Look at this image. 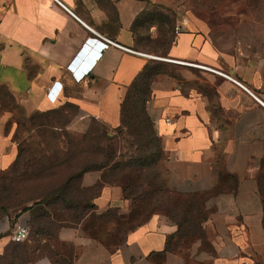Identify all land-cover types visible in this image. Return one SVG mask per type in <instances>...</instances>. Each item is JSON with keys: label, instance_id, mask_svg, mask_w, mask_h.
Returning <instances> with one entry per match:
<instances>
[{"label": "crops", "instance_id": "obj_1", "mask_svg": "<svg viewBox=\"0 0 264 264\" xmlns=\"http://www.w3.org/2000/svg\"><path fill=\"white\" fill-rule=\"evenodd\" d=\"M166 4L0 0V175L19 155L29 116L50 113L53 119L58 114L62 124L55 129L79 134L95 120L118 128L129 86L147 64L160 62L163 70L151 82L147 111L162 140L169 186L185 196H203V239L211 241L212 252L199 250L202 239L182 252L171 250L179 226L162 211L127 228L118 242L102 243L85 232L82 222L59 230V240L75 249V264H139L141 259L149 264H264V56L219 49L203 21L182 14L175 18L178 33L166 36L171 40L166 51L153 52L162 57L143 54L151 51L137 45L134 27H148L146 18ZM155 26H149L151 39L157 37ZM91 28L133 51L110 46L96 58L99 48L93 41L100 37ZM55 82L62 90L53 101L49 92ZM101 176L99 170L86 172L82 187L96 186ZM94 202L98 220L110 209L130 211L119 184L102 185ZM29 212L14 224L6 217L0 237H11L6 233L30 219Z\"/></svg>", "mask_w": 264, "mask_h": 264}, {"label": "rangeland", "instance_id": "obj_2", "mask_svg": "<svg viewBox=\"0 0 264 264\" xmlns=\"http://www.w3.org/2000/svg\"><path fill=\"white\" fill-rule=\"evenodd\" d=\"M165 1L167 4L163 5L164 9L153 10L154 15L162 14L154 20L157 37H153L151 41L144 40L138 43L145 51H151L147 53L153 54L152 51L166 48L165 40L168 34L164 36V31L172 30L176 34L175 18L182 14L203 21L207 32L219 49L230 53L244 50L252 55L264 56V0ZM153 29L149 26H140L137 29V36L151 37L154 34ZM155 39L158 42L162 41L160 48L155 47ZM39 123H46V126L38 127ZM61 123V120L54 121L52 118L33 115L28 117L22 129L23 158L27 167L53 163L54 153L58 155L60 161L64 160L67 156L64 151L69 145L72 151L81 148L87 152L94 151L95 155L89 159V162L104 161L109 165L105 170H99L102 172L99 185L97 184L96 188H88L86 197L89 202L85 212L79 208L80 206L71 211H64L62 217L64 220L57 221L62 225L59 230L77 226L82 222L87 234L98 236L102 243L109 244L112 241H121L127 228L140 224L153 211L172 210L175 204L173 198L177 197L170 196L165 189H162L167 187L168 179L164 152L156 163H145L146 151L137 147L138 144L135 143L133 136H130L126 130L122 132L120 129L96 122L89 130L87 139L82 141L83 138L76 135L79 133L70 131L71 137L67 138L64 136L66 131L54 128L53 125ZM32 127H37L35 132H30ZM149 147L154 149L153 140ZM114 164L115 168L112 167ZM30 173V170L26 169V172L22 170L18 174L9 172L8 175H0V223L4 222L6 217L15 221L34 202L32 195H35V190L42 184V180L35 179L36 177L26 182L18 180L21 176L28 178ZM105 183L119 184L122 190L124 184L129 185L125 191V196L128 198L124 193L123 196L130 201V211L120 214L117 209H110L99 216L98 220L95 215L97 205L94 199ZM29 213L31 220V212ZM83 213H86L85 217L89 216L81 218L80 214ZM182 213L179 214L181 219L191 222V213ZM31 226L29 237L22 243L13 241L10 236L3 239L0 237V264H75V249L69 243L59 240L58 234L50 236L37 233V230L33 229V224ZM210 236L208 234V237ZM197 241L198 236L191 238L189 243L192 245ZM199 250L212 252L211 241L202 239Z\"/></svg>", "mask_w": 264, "mask_h": 264}, {"label": "trees", "instance_id": "obj_3", "mask_svg": "<svg viewBox=\"0 0 264 264\" xmlns=\"http://www.w3.org/2000/svg\"><path fill=\"white\" fill-rule=\"evenodd\" d=\"M151 14V16L146 18L147 21L144 19L146 22H149L148 26L154 22V16L158 18L159 16H162L160 13H156L155 15L153 13ZM143 22L144 21L142 20L141 24H143ZM140 26L141 25L137 23L134 27V31ZM166 34H169V30L164 31V35ZM137 38L139 41H137V45L140 43V40L151 41L150 36L148 38L137 36ZM165 42L166 48L161 50L163 53L168 48L171 40H165ZM160 43H162V41H156L155 47L160 48ZM162 70V63L160 62L147 64L143 68V70L128 88L126 96L121 104V124L118 128H115L120 129L122 132H125L126 130L130 136H133L135 143L138 144L137 147L146 151L147 154H145V163L149 164L156 163L163 153L161 137L157 132L155 123L147 111V103L152 98L151 82L154 77ZM33 116L49 118L50 113L33 114ZM53 119L59 121V115L53 113ZM96 122L100 121H93L91 127ZM42 126H46V123H39L38 127ZM91 127L85 133L76 135L82 137V141H84L87 139ZM63 131L67 132L64 135L65 137H71L70 131L65 129H63ZM151 140L155 142L154 149L149 147ZM67 143H69V141H67ZM22 146L23 145L21 143L19 155L9 172L18 174L22 170L26 172V169H29L31 172L30 176L28 178L21 176V178L19 177L18 179L19 181L26 182L27 180L33 179L34 177H36L35 179L42 180V184L39 185L35 190V195H32L34 202L26 208V210L31 212L30 229L32 227L31 225L33 224V229L35 228L37 233L56 236V234L59 232V228L62 226L58 222H62L64 220V218H62L64 217V211H71L74 210V208L80 206L79 208L85 212V209L88 207L87 202L89 201L86 197L88 188L82 187L81 185V179L83 175L86 172L92 170H105L109 164L104 161L97 162L96 160L89 162V159L95 155L94 151L87 152L84 148H81V150L72 151L69 145V147L66 148V151H64V154L67 155L64 160L60 161L58 159V155L54 153L52 155L53 163L35 164L34 166L30 165L27 167V164L24 163V152ZM112 167L115 168L116 165L114 164ZM9 172L3 174V176L8 175ZM166 176L168 177L167 169ZM102 182L104 183V180ZM128 186L129 185L125 184L123 186L124 196ZM96 187L97 186H93V188ZM162 189H165V191L168 192L170 196L177 197L173 198L175 204L172 207V210L168 212V216L178 224L179 229L176 237H171V239L176 238V244L172 246V244L169 243V248L173 251L182 252L184 249L190 246L189 242L191 238L198 236V239H203L204 237L203 221L207 217V212L205 211L206 209L204 207V199L203 196H185L176 191L174 192V190L169 187L168 179L167 187H163ZM125 197L128 198L127 196ZM84 201H86V204L83 205ZM181 212H190L191 222L181 219L179 216ZM85 215L86 213H83V215L80 214V217L84 218ZM15 221H13V224ZM185 225L188 227L185 228Z\"/></svg>", "mask_w": 264, "mask_h": 264}, {"label": "built area", "instance_id": "obj_4", "mask_svg": "<svg viewBox=\"0 0 264 264\" xmlns=\"http://www.w3.org/2000/svg\"><path fill=\"white\" fill-rule=\"evenodd\" d=\"M91 29L95 32V34H97L100 37V39H97V38L95 39L97 41H93V43H95L96 46L99 48V51H98V54L96 55V58H100L102 56V52L104 50H106L107 48H109L110 46H115V47L123 48V49L129 50V51H133V50H131L125 46H122L118 42H116V41H114V40H112L106 36H103L102 34L95 31L93 28H91ZM178 31H179V28L177 27L176 33H178ZM0 36H1V33H0ZM143 54L154 57V58H161L159 56H155V55H151V54H146V53H143ZM77 75L79 78L83 74H77ZM227 76H228V78L232 79L235 83H237L239 86L247 89V87L243 83H241L240 81L234 79L230 75H227ZM57 83L58 82H55L53 84L51 91L49 92V98L53 101L57 100V98L59 97L61 90H62V87L60 85H59V87H55ZM30 231H31L30 219H27L26 221L16 222L13 229H12V232H11V238H12V240H14L16 242H23L29 237ZM138 263L139 264H149V262L145 259L139 260Z\"/></svg>", "mask_w": 264, "mask_h": 264}]
</instances>
